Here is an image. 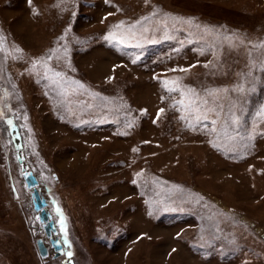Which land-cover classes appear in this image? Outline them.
Returning <instances> with one entry per match:
<instances>
[{
	"label": "rangeland",
	"instance_id": "374dc122",
	"mask_svg": "<svg viewBox=\"0 0 264 264\" xmlns=\"http://www.w3.org/2000/svg\"><path fill=\"white\" fill-rule=\"evenodd\" d=\"M261 105L264 0H0V264H264Z\"/></svg>",
	"mask_w": 264,
	"mask_h": 264
},
{
	"label": "water",
	"instance_id": "95a60500",
	"mask_svg": "<svg viewBox=\"0 0 264 264\" xmlns=\"http://www.w3.org/2000/svg\"><path fill=\"white\" fill-rule=\"evenodd\" d=\"M15 147L16 149H21L22 145L18 144L15 140ZM18 160L22 164V175L27 184V187L32 190L34 209L38 212L39 219L43 223L46 234L49 237L50 243L55 250V256H60L64 252V247L58 237L57 227L52 218V214L47 208L46 198L38 190V178L34 174V172L28 169L24 164L25 157L23 155H19ZM37 243L40 255L43 257L46 256L48 254V249L43 239H38Z\"/></svg>",
	"mask_w": 264,
	"mask_h": 264
},
{
	"label": "snow or ice",
	"instance_id": "6c2138e0",
	"mask_svg": "<svg viewBox=\"0 0 264 264\" xmlns=\"http://www.w3.org/2000/svg\"><path fill=\"white\" fill-rule=\"evenodd\" d=\"M122 23L121 22V25H117L116 27H122ZM133 38H134V34H133ZM106 40L108 41H116L117 38L116 36L113 34V33H109L108 36L105 37ZM127 40H128V37L125 36L124 38L122 39H119L117 42L120 43V44H126L127 43ZM52 57L50 56L49 59H51ZM177 69H172V71H176ZM180 71H184V69H180ZM57 75H59V73H57ZM164 84V86L167 88V90L169 92H172V91H176L178 90V88H169L168 87V81H163L162 82ZM240 91H244L243 87L240 88ZM188 93L192 94L191 97L189 98V102L187 105H184L185 106V109L186 111L189 113V115H194V118L195 120L199 123L201 120H207L208 119V114L210 112H215V109L214 108H206L204 107V105H207L208 104V101L207 100H203V101H198L195 99V96H196V93H195V89L193 88H188ZM183 95V93H182ZM180 103L183 105L184 104V101L181 100ZM164 110L163 109H160L159 112L157 113V118L159 117V114L162 113ZM260 113H264V105H261V108L259 110ZM259 114V113H258ZM182 120L186 119L185 116H181L180 117ZM235 119L233 120V123H235ZM7 123L9 125H11L12 121L11 120H8ZM216 121L215 120H212V124H215ZM189 127L195 131L196 128L193 124H189ZM213 131H215V129H213ZM60 209L57 208V212H59ZM60 224H61V230L64 231V221H63V218H61V221H60ZM66 234V232H65ZM175 251V250H173ZM69 256H71V253L69 252L68 253Z\"/></svg>",
	"mask_w": 264,
	"mask_h": 264
}]
</instances>
